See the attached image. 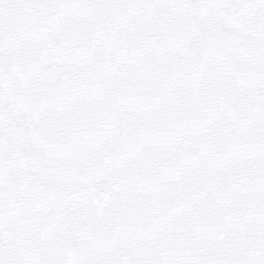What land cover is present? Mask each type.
Masks as SVG:
<instances>
[{"label": "snow or ice", "instance_id": "6c2138e0", "mask_svg": "<svg viewBox=\"0 0 264 264\" xmlns=\"http://www.w3.org/2000/svg\"><path fill=\"white\" fill-rule=\"evenodd\" d=\"M0 264H264V0H0Z\"/></svg>", "mask_w": 264, "mask_h": 264}]
</instances>
